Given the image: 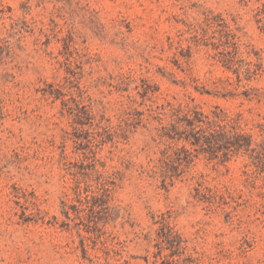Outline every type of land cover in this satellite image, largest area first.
Returning <instances> with one entry per match:
<instances>
[{
	"label": "rangeland",
	"instance_id": "1",
	"mask_svg": "<svg viewBox=\"0 0 264 264\" xmlns=\"http://www.w3.org/2000/svg\"><path fill=\"white\" fill-rule=\"evenodd\" d=\"M0 264H264V0H0Z\"/></svg>",
	"mask_w": 264,
	"mask_h": 264
},
{
	"label": "trees",
	"instance_id": "2",
	"mask_svg": "<svg viewBox=\"0 0 264 264\" xmlns=\"http://www.w3.org/2000/svg\"><path fill=\"white\" fill-rule=\"evenodd\" d=\"M237 143V142H236Z\"/></svg>",
	"mask_w": 264,
	"mask_h": 264
}]
</instances>
